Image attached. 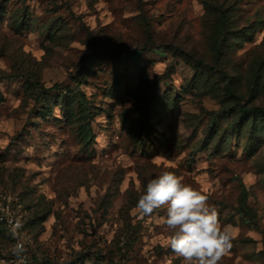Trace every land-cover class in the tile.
<instances>
[{"label":"rangeland","instance_id":"obj_1","mask_svg":"<svg viewBox=\"0 0 264 264\" xmlns=\"http://www.w3.org/2000/svg\"><path fill=\"white\" fill-rule=\"evenodd\" d=\"M256 108L264 0H0V192L30 239L18 256L0 224V264H183L166 207L136 208L165 170L231 226L219 264H264Z\"/></svg>","mask_w":264,"mask_h":264},{"label":"clouds","instance_id":"obj_2","mask_svg":"<svg viewBox=\"0 0 264 264\" xmlns=\"http://www.w3.org/2000/svg\"><path fill=\"white\" fill-rule=\"evenodd\" d=\"M207 201V195L165 170L148 180L136 208L150 216L166 207V215L158 222L170 231L168 244L183 264H219L232 247L231 226L221 225L215 206ZM23 251L18 243L14 252L19 256Z\"/></svg>","mask_w":264,"mask_h":264},{"label":"built area","instance_id":"obj_3","mask_svg":"<svg viewBox=\"0 0 264 264\" xmlns=\"http://www.w3.org/2000/svg\"><path fill=\"white\" fill-rule=\"evenodd\" d=\"M19 199H14L10 194L0 192V224H2L17 241L25 247L29 242L25 232L24 215ZM73 264H90L88 261L80 260Z\"/></svg>","mask_w":264,"mask_h":264},{"label":"trees","instance_id":"obj_4","mask_svg":"<svg viewBox=\"0 0 264 264\" xmlns=\"http://www.w3.org/2000/svg\"><path fill=\"white\" fill-rule=\"evenodd\" d=\"M218 46V44H217ZM227 91L233 95L234 92L231 88H228ZM89 104L88 100L86 99V96L83 94L82 97L79 99V130L82 140L86 144H91L94 140V132L91 125V111L89 110ZM250 115H258L263 117L264 116V108H256L254 112L248 111ZM244 209H247V206H243ZM15 238V237H14Z\"/></svg>","mask_w":264,"mask_h":264}]
</instances>
